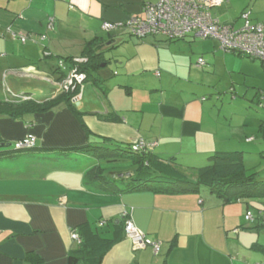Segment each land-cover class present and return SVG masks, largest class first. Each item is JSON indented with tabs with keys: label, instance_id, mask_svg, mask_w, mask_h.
Wrapping results in <instances>:
<instances>
[{
	"label": "crops",
	"instance_id": "obj_1",
	"mask_svg": "<svg viewBox=\"0 0 264 264\" xmlns=\"http://www.w3.org/2000/svg\"><path fill=\"white\" fill-rule=\"evenodd\" d=\"M224 1L211 10L220 23L238 28L240 15L247 11L254 24L264 26V0ZM146 3L153 1L0 0V100L54 95L57 61L46 59L44 53L80 58L86 43L100 38L104 50L111 52L108 63L114 58L119 65L118 83L108 86V63L101 64L100 76L107 86L106 91L99 88L102 94L83 86L76 98L81 120L65 105L20 120L0 115V152L12 151L30 136L37 143L35 151L0 157V264H69L71 255L86 264L82 242L115 239L124 214L148 240L159 241L160 250L135 249L124 232L101 264H264V205L226 203L206 187L199 193L103 192L87 183V173L99 165L97 158L90 152L60 153L102 137L125 146L143 140L156 142L153 152L162 159L176 157L178 163L189 165L215 152L237 151L245 138L246 144L255 141L247 139L249 123L234 126L232 116L237 113L221 116L224 106L217 108L215 103L230 94L234 103L239 95L250 98L246 86L251 79L262 97V63L224 52L214 40H138L124 29L109 33L103 28L105 22L143 18ZM8 27L28 36L27 42L11 40ZM199 59L205 65L199 66ZM182 82L188 90H172ZM13 85L21 93L13 92ZM207 93L219 97L206 103ZM238 126L244 133L234 130ZM248 211L255 222L246 220Z\"/></svg>",
	"mask_w": 264,
	"mask_h": 264
},
{
	"label": "trees",
	"instance_id": "obj_2",
	"mask_svg": "<svg viewBox=\"0 0 264 264\" xmlns=\"http://www.w3.org/2000/svg\"><path fill=\"white\" fill-rule=\"evenodd\" d=\"M241 15L240 19L242 20ZM243 24L244 22L242 20V25L238 28H241ZM252 24L254 23L252 22ZM118 30L122 29L114 31ZM127 32L131 37H134L129 31ZM187 37L192 36L188 35ZM167 39L170 41L178 40ZM15 40L21 42L20 39ZM104 46L105 44L102 42V39L96 38L86 43L83 55L80 58L58 57L50 53H44L43 56L46 59L57 61L55 73L59 74V82L65 80L70 74L76 73L85 77L83 83H76L69 90L56 89L54 95L50 98H33L29 97L27 94L11 95L6 99L0 100V115L20 120L24 116L47 113L55 107L65 105L81 120L82 113L76 107L77 102L75 98L80 96L84 84L92 82L102 90L106 91L107 89L105 80L100 76L101 64L110 61L106 57L107 52L104 50ZM238 56L249 60L260 61L264 67V61L262 60L251 56ZM82 125L88 133L89 130L83 122ZM260 132L264 138V126L262 125L260 127ZM36 145L37 143L32 150H30L35 151L37 148ZM55 150L56 149H48L45 151L54 152ZM19 151L25 150H16L14 147L12 151H6L5 153L0 152V157L8 156V154L13 155L15 152L18 153ZM80 151L90 152L99 161V165L87 173V183L103 192L119 194L150 190L171 194L189 192L199 193L202 187H206L212 194L222 198L226 203L245 201L250 204L251 201H257L259 204L264 205V181L259 180L258 172L249 173L246 170L244 166L245 156L242 151L215 152L203 162L188 165L178 163L176 157L162 159L159 155L154 154V150L135 152L132 149V145L125 146L114 142L111 138L102 137L100 141L89 142L86 146L61 149L60 153L65 155L73 152L79 153ZM119 161H128L130 163V167H132L130 177L114 179L113 176L106 175L105 170L102 168V163H114ZM118 184L123 185L122 188H120ZM260 211H262L260 212L262 216L261 224L264 227V209H260ZM124 218L125 217H123V221L117 227L118 235L115 239L106 240L95 237L86 239L82 242L81 252L84 254L86 264H101L107 252H109L122 238V234L125 232L126 220ZM255 221L256 218L254 216L253 222ZM68 261L69 264H79L80 257L78 255H71Z\"/></svg>",
	"mask_w": 264,
	"mask_h": 264
},
{
	"label": "built area",
	"instance_id": "obj_3",
	"mask_svg": "<svg viewBox=\"0 0 264 264\" xmlns=\"http://www.w3.org/2000/svg\"><path fill=\"white\" fill-rule=\"evenodd\" d=\"M224 3V0H158L156 3L145 4L143 18L131 17L126 22L116 24L105 22L103 28L107 32L124 29L141 40L157 35L169 39H181L188 35L198 40L214 39L219 42L224 52L251 56L264 61V26L252 24L250 13L247 11L241 15L244 22L241 28L220 23L213 18L211 10L223 6ZM53 23L54 20L51 19L50 29H53ZM6 31L12 39H20L22 43H26L29 38L26 35L18 34L11 27H8ZM198 64L203 66L205 61L199 59ZM84 79L83 75L73 73L65 80L56 83V87L69 90L76 83L82 84ZM35 144L36 138L30 136L18 141L15 144V149L28 150ZM156 146V142L149 143L140 140L132 144V149L135 152H146L153 150ZM123 217L126 220L125 236L131 240L135 249L152 246L155 253L160 250L161 243L159 241L148 240L146 234L133 223L128 214H124ZM246 220L254 221L252 211L247 212ZM72 238L81 242L80 236L76 233L72 234Z\"/></svg>",
	"mask_w": 264,
	"mask_h": 264
},
{
	"label": "rangeland",
	"instance_id": "obj_4",
	"mask_svg": "<svg viewBox=\"0 0 264 264\" xmlns=\"http://www.w3.org/2000/svg\"><path fill=\"white\" fill-rule=\"evenodd\" d=\"M153 3H155L157 0H152ZM48 30V29H47ZM49 31V30H48ZM50 32V31H49ZM8 36L10 37L11 40H13L10 36L9 33H7ZM3 36V35H2ZM44 39V38H43ZM137 39V38H135ZM141 40V39H138ZM197 41H202V40H197ZM19 44V43H18ZM111 53V52H110ZM109 52L106 53V57H109V55H111ZM113 58V57H112ZM260 64V61H256ZM119 71V65L116 63V61H111L110 63H108L107 66V72L109 74L108 80L106 81V84L109 86L112 83H118V78L119 76L116 75ZM2 79V78H0ZM254 81L251 79L248 83V85L246 86V88H248L249 92H250V98H247L246 100H244L242 98V95H239V100L234 103L232 100V95H228L226 97V99L223 97L221 101L216 100L215 106L217 108H220L222 106H224V110H221V116H223L224 112H228V111H234L235 113H237L236 115L232 116L233 122H234V126H237V124H241L243 122L249 123L252 128L250 129L247 136L248 138H252L253 140L255 139L254 142H252L251 144H246L244 139V142H241V144H239L238 146H236V148L238 149L237 151H242L244 152V166L246 168V170L250 173V172H258V176H259V180L260 181H264V138L262 136V133L260 132V127L261 125L264 126V95L261 97L260 95V91L257 89L256 86H254V84H252ZM264 83V82H263ZM84 88L86 91L93 90V91H97L98 93L102 94V90H100L99 88H97L96 86L94 87L92 84H84ZM57 90H60V88L57 86L56 87ZM174 89V91H179V90H188V85L185 84V82L179 83L177 88H175V85L173 86L172 90ZM84 90V92H85ZM264 90V88H263ZM12 91L15 93H21V89L18 88V86L13 85L12 86ZM241 91V90H240ZM263 93V92H262ZM0 95H2V93H0ZM226 95V94H225ZM204 96L206 97V103H211V101L214 98H217L219 96L217 95H212L211 93H207ZM199 99L202 98V96H198ZM40 98V97H38ZM79 99L77 98V101ZM183 100L180 99L179 103H182ZM231 103V105L229 104ZM232 106V107H231ZM56 108V107H55ZM239 108L244 109V112H239ZM241 113V114H240ZM227 118L230 119L229 114L226 116ZM225 117L223 119H221L223 122L225 120ZM238 128V129H237ZM234 128L235 131H237L238 133L240 132L239 129L243 128V127H237ZM226 135L229 134L228 131L224 132ZM240 133H244L243 131H241ZM23 154H25V152H21ZM32 153V152H29ZM17 155V154H16ZM53 157V156H51ZM93 160V158H92ZM130 167V163L128 161H119V162H114V163H102V168L105 170L106 175H110V176H114L112 174H116V175H120V174H128L131 171L128 170L127 168ZM125 171V172H123ZM251 204H259L257 201H251ZM253 207L255 208L256 205ZM257 208V207H256Z\"/></svg>",
	"mask_w": 264,
	"mask_h": 264
},
{
	"label": "water",
	"instance_id": "obj_5",
	"mask_svg": "<svg viewBox=\"0 0 264 264\" xmlns=\"http://www.w3.org/2000/svg\"><path fill=\"white\" fill-rule=\"evenodd\" d=\"M123 177H130V173H128V174L114 175L113 176L114 179H116V178H123Z\"/></svg>",
	"mask_w": 264,
	"mask_h": 264
}]
</instances>
